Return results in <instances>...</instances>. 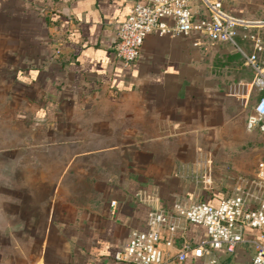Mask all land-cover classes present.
Listing matches in <instances>:
<instances>
[{
  "label": "crops",
  "instance_id": "0c3cea01",
  "mask_svg": "<svg viewBox=\"0 0 264 264\" xmlns=\"http://www.w3.org/2000/svg\"><path fill=\"white\" fill-rule=\"evenodd\" d=\"M135 1L0 0V94L11 98L0 109L15 111L9 137L0 133V175H10L0 185V264H129L114 253L145 227L150 210L169 213L176 201L215 205L226 194L194 175L228 171L229 191L247 170L242 147L264 144L244 127L254 71L232 45L149 34L135 61L114 57L117 26ZM220 1L241 24L236 45L254 52L243 37L254 35L264 64V0ZM192 9L203 16L201 5ZM21 124L29 164L19 161ZM83 159L95 193L68 199L65 178L85 172ZM168 222L174 230L162 227L160 237L172 245L159 244L161 264H250L247 241L209 256L190 248L178 261L180 244L197 245L205 229L174 216ZM254 235L245 230V239Z\"/></svg>",
  "mask_w": 264,
  "mask_h": 264
},
{
  "label": "built area",
  "instance_id": "2783aa9c",
  "mask_svg": "<svg viewBox=\"0 0 264 264\" xmlns=\"http://www.w3.org/2000/svg\"><path fill=\"white\" fill-rule=\"evenodd\" d=\"M195 3L204 9L203 16H197L193 11ZM239 25L237 19L224 12L220 0H136L117 26L113 54L123 65L135 61L149 34L191 37L195 46L203 38L232 45L254 71L249 85L256 99L252 112L245 119V130H257L264 139V64L256 55L262 46L254 35L244 34L243 37L252 40L254 49L250 54L244 53L235 42ZM137 198L145 200L146 196L137 194ZM170 216L200 224L206 233L193 247L182 242L175 253L178 261L184 259L190 248L200 251L199 255L209 256L217 250L233 253L236 246L247 241L253 248L250 264H264V161L257 162L251 177H237L229 192L215 205L203 200L186 205L176 201L171 204L169 213L150 210L145 227L130 231L124 245L114 253V259L129 264H161L163 250L159 244L171 246L172 241L161 239L160 229L174 230L168 222ZM248 228L254 229L256 235L245 239ZM208 262L213 264L214 259Z\"/></svg>",
  "mask_w": 264,
  "mask_h": 264
},
{
  "label": "rangeland",
  "instance_id": "374dc122",
  "mask_svg": "<svg viewBox=\"0 0 264 264\" xmlns=\"http://www.w3.org/2000/svg\"><path fill=\"white\" fill-rule=\"evenodd\" d=\"M256 97L253 95L248 98V100L244 103V107L247 110V114H250L252 111V106L255 102ZM0 101L3 103L11 102V98L9 94H0ZM7 105V104H6ZM0 117L5 120V122L0 123V133L6 135L9 137L10 130H13L14 126L10 125L9 119L15 117V111L10 110L8 106H3L0 109ZM18 130V136H19V161L24 164H29L30 161H33V157H31L32 152L27 150V144L25 142V133H26V127L21 124L17 125ZM254 147V148H253ZM35 160V159H34ZM41 158H39V161ZM264 161V144L262 141H256L253 143V145H246L242 147V158H241V164L245 167H247V170L243 171L242 174H240L241 177H251L255 170H256V163L258 161ZM87 159H83V173L80 175H68L65 178V182L70 186V190L66 191V198L68 199H85L87 196H91L95 193L93 189L89 186V178L92 177L90 174L91 168L89 167L88 163H86ZM58 160L55 159V165L58 164ZM232 165L231 162L226 161V167L227 170H231L230 166ZM57 168V166H55ZM56 176V175H53ZM232 175L226 171V173H209L208 171L205 173H200L194 175V178L196 181H198L201 185H208L210 187L211 185V192L212 193H218L221 196L227 194L228 191V185L224 184L222 181H225L226 179L231 178ZM6 181H10V175L9 174H1L0 175V185L4 186L6 184ZM212 184H214V187H212ZM1 192V191H0ZM5 191H2L4 193Z\"/></svg>",
  "mask_w": 264,
  "mask_h": 264
}]
</instances>
